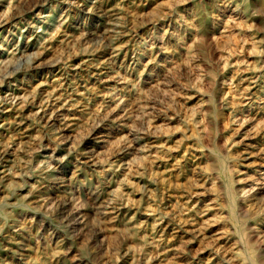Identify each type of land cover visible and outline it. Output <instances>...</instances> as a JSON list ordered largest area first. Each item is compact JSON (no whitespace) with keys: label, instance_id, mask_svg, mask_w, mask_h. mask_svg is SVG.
<instances>
[{"label":"rangeland","instance_id":"374dc122","mask_svg":"<svg viewBox=\"0 0 264 264\" xmlns=\"http://www.w3.org/2000/svg\"><path fill=\"white\" fill-rule=\"evenodd\" d=\"M17 1L0 0V48L4 45L0 49V158L3 159L0 164L8 174L6 185L0 190V216L3 218H0V264H72L70 262L80 256L86 260L83 264H264V194L259 193L264 192V0H38L32 8H23L20 15L13 17L14 2L17 5L21 0ZM94 28L109 30L111 37H99L100 41L99 38H92L88 30ZM56 45H63V48ZM33 56L39 58L41 66H31L30 62L35 59ZM109 72L114 74L113 77L110 78ZM23 104L25 106H21ZM13 107L18 108L17 111ZM37 113L49 116L51 121L38 118ZM66 114L69 116L66 117ZM64 121L75 128L76 131L71 133L73 136L70 132L58 131ZM24 129L27 139L21 137ZM13 130L14 133L11 132ZM86 136L89 142L82 139ZM32 137L33 140H30ZM2 144L8 153H3L5 147ZM12 149L15 150L12 152ZM192 169L195 170L192 172ZM51 176L54 178L51 179ZM44 183L51 190L40 192L38 188ZM36 184L40 185L37 187ZM14 185L27 191H21L24 198ZM10 194L17 196V202L4 205ZM60 194H63L62 197ZM96 201L115 207L113 218L99 214ZM219 214L223 216L219 217ZM88 226L100 229L97 232L94 229L95 233ZM185 227L189 228H186L188 231ZM252 228H259L257 234L261 230L257 237L252 235ZM217 229H223L226 238L223 235L216 244L204 238ZM84 232H89L91 237L85 238L87 235H82Z\"/></svg>","mask_w":264,"mask_h":264},{"label":"bare ground","instance_id":"6f19581e","mask_svg":"<svg viewBox=\"0 0 264 264\" xmlns=\"http://www.w3.org/2000/svg\"><path fill=\"white\" fill-rule=\"evenodd\" d=\"M15 1H16V0H15ZM18 1H19V0H18ZM18 1H17V2H18ZM37 1H38V0H21L19 3H17V5H15L16 2H14L15 4H14L13 6H15V7H14V11H13V12H14V16H13V17H15V16H17V15H20V14L23 12V11H22L23 8H27V9L30 8V7L32 8V6L36 5V2H37ZM43 1L45 2V0H43ZM116 1H117V0H116ZM257 1H258V0H257ZM259 1H260V0H259ZM44 2H43V3H44ZM48 2H50V1H48ZM80 2H81V1H80ZM80 2H78V3L80 4ZM100 2H101V1H100ZM103 2H104V1H103ZM120 2H121V1H120ZM124 2H125V1H124ZM126 2H127V1H126ZM38 3H39V2H38ZM78 3H76V4H78ZM106 3H107V2H106ZM115 3H116V2H115ZM149 3H150V2H149ZM102 4H103V3H102ZM258 4H259V3H258ZM84 5H85V4H84ZM111 5H112V4H111ZM136 5H137V4H136ZM260 5H261V4H260ZM42 6H43V5H42ZM80 6H81V5H80ZM82 6H83V5H82ZM91 6H92V5H91ZM101 6H102V5H101ZM103 6H104V5H103ZM112 6H113V5H112ZM115 6H116V4H115ZM76 7H77V6H76ZM83 7L85 8V6H83ZM86 7H87V6H86ZM88 7L90 8V6H88ZM106 7H107V6H106ZM118 7H119V6H118ZM132 7H133V6H132ZM136 7H137V6H136ZM148 7H149V5H148ZM151 7H152V3H151ZM260 7H261V6H260ZM40 8H41V6H40ZM80 8H81V7H80ZM96 8H97V7H96ZM110 8H111V7H110ZM113 8L115 9L116 7H113ZM122 8H123V7H122ZM125 8H126V7H125ZM37 9H38V8H37ZM78 9H79V8H78ZM130 9H131V8H130ZM150 9H151V8H150ZM80 10H81V9H80ZM84 10H88V9H84ZM89 10H90V9H89ZM95 10H98V9H95ZM105 10H106V9H105ZM109 10H110V9H109ZM137 10H138V9H137ZM260 10H261V9H260ZM102 11H104V10H102ZM106 11H107V10H106ZM119 11H120V10H119ZM127 11H128V10H127ZM254 11H255V10H254ZM82 12H83V11H82ZM33 13H34V11H33ZM83 13H84V12H83ZM117 13H118V12H117ZM125 13H127V12H125ZM131 13H132V12H131ZM66 14H67V13H66ZM94 14H95V13H94ZM97 14H98V13H97ZM105 14H106V13H105ZM127 14H128V13H127ZM141 14H142V13H141ZM9 15H10V14H9ZM24 15H25V14H24ZM95 15H96V14H95ZM121 15H122V14H121ZM132 15H134V14H132ZM143 15H144V13H143ZM7 16H8V15H7ZM97 16H98V15H97ZM104 16H105V15H104ZM104 16H103V17H104ZM123 16H124V15H123ZM140 16H141V15H140ZM2 17H4V15H3ZM20 17H21V16H20ZM26 17H27V16H26ZM26 17H25V18H26ZM114 17H115V16H114ZM114 17H113V18H114ZM129 17H130V16H129ZM133 17H134V16H133ZM135 17H136V16H135ZM135 17H134V18H135ZM6 18H7V17H6ZM6 18H5V19H6ZM9 18H11V17H9ZM9 18H8V20H9ZM18 18H19V17H18ZM18 18H17V19H18ZM21 18H22V17H21ZM28 18H29V17H28ZM105 18H106V17H105ZM118 18H119V17H118ZM79 19H80V18H79ZM108 19H110V18H108ZM115 19H116V18H115ZM14 20H15V19H14ZM74 20H75V19H74ZM90 20L92 21V19H90ZM106 20H107V19H106ZM128 20H129V19H128ZM128 20H127V21H128ZM131 20L133 21V19H131ZM76 21H77V20H76ZM0 22H1V21H0ZM4 22H5V21H3V23H4ZM11 22H12V21H11ZM28 22H29V21H28ZM64 22H65V21H64ZM81 22H82V21H81ZM81 22H80V23H81ZM101 22H102V21H101ZM104 22H105V21H104ZM108 22H109V21H108ZM110 22H111V21H110ZM14 23H15V22H14ZM60 23H61V22H60ZM62 23H63V22H62ZM111 23H112V22H111ZM135 23H136V22H135ZM9 24H10V23H9ZM11 24H13V23H11ZM19 24H20V23H19ZM19 24H18V25H19ZM72 24H73V23H72ZM84 24H85V23H84ZM120 24H121V23H120ZM131 24H132V23H131ZM136 24H137V23H136ZM7 25H8V24H7ZM60 25H61V24H60ZM69 25H71V24H68V26H69ZM77 25H78V24H77ZM124 25H125V24H124ZM137 25H138V24H137ZM137 25H136V26H137ZM14 26H15V25H14ZM71 26H72V25H71ZM71 26H70V27H71ZM107 26H108V25H107ZM110 26H111V25H110ZM116 26H117V25H116ZM118 26H119V25H118ZM63 27H64V26H63ZM65 27H66V26H65ZM79 27H80V25H79ZM3 28H4V27H3ZM104 28H105V27H104ZM11 29H12V28H11ZM16 29H17V28H16ZM78 29H79V28H78ZM78 29H77V30H78ZM84 29H85V28H84ZM118 29H119V28H118ZM137 29H138V28H137ZM262 29H263V28H262ZM13 30H14V29H13ZM13 30H12V31H13ZM82 30H83V29H82ZM87 30H88V29H87ZM113 30H114V29H113ZM65 31H66V30H65ZM88 31L90 32V36H91L92 38H95V39H96V38L98 39L99 37H102V38L108 39V38L111 37V36H110V35H111V32H110L109 30H101V29H100V30H99V29L96 30V29L94 28V29H92L91 31H90V30H88ZM61 32H63V31H61ZM66 32H67V31H66ZM70 32H71V31H70ZM77 32H78V31H77ZM130 32H131V31H130ZM72 33H73V32H72ZM75 33H76V32H75ZM112 33H113V32H112ZM116 33H117V32H116ZM64 34H65V33H64ZM67 34H68V33H67ZM67 34H66V35H67ZM73 34H74V33H73ZM83 34H85V33H83ZM88 34H89V33H88ZM127 34H129V33H127ZM4 35L6 36V34H4ZM59 35H60V34H59ZM78 35H79V32H78ZM78 35H77V36H78ZM113 35H114V34H113ZM113 35H112V36H113ZM116 35H117V34H116ZM63 36H64V35H63ZM68 36H69V35H68ZM57 37H58V36H57ZM80 37H81V35H80ZM80 37L78 36V38H80ZM84 37H85V36H84ZM113 37H114V36H113ZM124 37H125V36H124ZM200 37H201V36H200ZM61 38H62V37H61ZM92 38H91V39H92ZM119 38H120V37H119ZM126 38H127V37H126ZM128 38H129V37H128ZM130 38H131V37H130ZM203 38H205V37H203ZM63 39H64V38H63ZM76 39H77V37H76ZM85 39H86V38H85ZM87 39H89V38H87ZM100 39H101V38H99V41H100ZM113 39H114V38H113ZM116 39H117V38H116ZM116 39H115V40H116ZM201 39H202V38H201ZM60 40H61V39H60ZM92 40H93V39H92ZM92 40H91V41H92ZM127 40H129V39H127ZM65 41H67V40H65ZM68 41H69V39H68ZM68 41H67V42H68ZM79 41H80V39H79ZM81 41H82V40H81ZM86 41H87V40H86ZM89 41H90V40H89ZM91 41H90V42H91ZM125 41H126V40H125ZM129 41H130V40H129ZM201 41H202V40H201ZM56 42H57V41H56ZM67 42H66V43H67ZM84 42H85V41H84ZM108 42H109V41H108ZM123 42H124V41H123ZM63 43H64V42H63ZM63 43H62V44H63ZM73 43H74V42H73ZM76 43H78V42H76ZM104 43L106 44L107 42H104ZM111 43H113V42H111ZM126 43H127V42H126ZM129 43H130V42H129ZM68 44H69V43H68ZM74 44H75V43H74ZM83 44H84V43H83ZM88 44H89V42H88ZM97 44H99V43H97ZM124 44H125V43H124ZM1 45H2V44H1ZM69 45H70V44H69ZM80 45H81V44H80ZM91 45L93 46L94 44H91ZM95 45H96V43H95ZM106 45H108V44H106ZM263 45H264V44H263ZM34 46H35V45H34ZM56 46H59V45H56ZM65 46H66V45H65ZM67 46H68V45H67ZM77 46H78V45H77ZM117 46H118V45H117ZM117 46H116V47H117ZM119 46H120V44H119ZM122 46H123V45H122ZM125 46H126V45H125ZM2 47H4V45H3ZM2 47H1V48H2ZM59 47H61V46H59ZM79 47H80V46H79ZM82 47H84V46H82ZM102 47H104V46H102ZM102 47H101V48H102ZM108 47H109V46H108ZM120 47H121V46H120ZM128 47H129V46H128ZM1 48H0V49H1ZM36 48H37V45H36ZM36 48H34V49H36ZM61 48H63V45H62ZM99 48H100V47H99ZM104 48H105V47H104ZM123 48H124V47H123ZM30 49H31V48H30ZM30 49H29V50H30ZM59 49H60V48H59ZM65 49H66V48H65ZM108 49H109V48H108ZM116 49H117V48H116ZM85 50H86V49H85ZM97 50H98V49H97ZM97 50H95V51H97ZM30 51H31V50H30ZM30 51H29V52H30ZM34 51H35V50H34ZM37 51H38V50H37ZM87 51H88V50H87ZM115 51H116V50H115ZM26 52H27V51H26ZM49 52H50V51H49ZM56 52H57V51H56ZM56 52H55V53H56ZM59 52H60V51H59ZM105 52H106V51H105ZM105 52H103V54H104ZM116 52H117V51H116ZM39 53H40V52H39ZM89 53H91V52H89ZM94 53H95V52H94ZM99 53H100V52H99ZM99 53H96V54H99ZM114 53H115V52H114ZM125 53H126V52H125ZM28 54H29V53H28ZM37 54H38V53H37ZM50 54H51V52H50ZM83 54H84V52H83ZM86 54H88V53H86ZM96 54H95V55H96ZM25 55H26V53H25ZM39 55H40V54H39ZM41 55H42V53H41ZM53 55H54V54H53ZM26 56H27V55H26ZM45 56H46V55H45ZM51 56H52V55H51ZM54 56H55V55H54ZM85 56H86V55H85ZM108 56H109V55H108ZM123 56H124V55H123ZM33 57H35V56H33ZM55 57H56V56H55ZM83 57H84V56H83ZM86 57H87V56H86ZM102 57H103V56H102ZM104 57H105V56H104ZM110 57H112V56H110ZM30 58H31V57H30ZM41 58L45 59L44 57H41ZM41 58H40V59H41ZM49 58H50V57H49ZM79 58H80V57H79ZM88 58H89V57H88ZM88 58H87V59H88ZM90 58H91V56H90ZM99 58H100V57H99ZM99 58H98V59H99ZM108 58H109V57H108ZM119 58H120V57H119ZM84 59H85V58H84ZM96 59H97V58H96ZM29 60H31V59H29ZM29 60H28V61H29ZM48 60H49V59H48ZM54 60H57V59H54ZM54 60H53V61H54ZM58 60H59V59H58ZM58 60H57V61H58ZM80 60H81V59H80ZM80 60H79V64L81 63ZM99 60H100V59H99ZM102 60H103V59H102ZM104 60H105V59H104ZM110 60H111V59H110ZM121 60H122V59H121ZM121 60H120V61H121ZM11 61H12V60H11ZM17 61H19V59H18ZM53 61H52V64H53ZM57 61H56V62H57ZM81 61H82V60H81ZM12 62H13V61H12ZM25 62H27V61H25ZM43 62H44V61H43ZM43 62H42V63H43ZM14 63H15V62H14ZM28 63H29V62H28ZM111 63H112V62H111ZM30 64H31L32 67H34V66H38L39 64H40V66L42 65V64L39 62V58H38L37 56L35 57V59H33L32 63L30 62ZM30 64H29V65L25 64V66H26V65H27V66H30ZM44 64H45V63H44ZM48 64L50 65V63H48ZM55 64H56V63H55ZM85 64H86V63H85ZM87 64H88V62H87ZM87 64H86V65H87ZM93 64H94V63H93ZM93 64H92V65H93ZM96 64H97V63H96ZM98 64H99V63H98ZM112 64H113V63H112ZM120 64H121V63H120ZM45 65H47V64H45ZM45 65H44V67H45ZM76 65H77V64H76ZM76 65H75V66H76ZM88 65H89V64H88ZM109 65H111V64H109ZM14 66H15V65H14ZM19 66H20V65H19ZM93 66H95V65H93ZM121 66H122V65H121ZM48 67H49V66H48ZM51 67H52V66H51ZM51 67H50V68H51ZM81 67L83 68V66H81ZM81 67H80V68H81ZM96 67H97V66H96ZM112 67H113V66H112ZM112 67H111V68H112ZM8 68H9V67H8ZM8 68H7V69H8ZM11 68H12V67H11ZM13 68H14V67H13ZM23 68H24V67H23ZM84 68H85V67H84ZM90 68H91V67H90ZM114 68H116V67L114 66ZM34 69H35V68H34ZM44 69H45V68H44ZM65 69H66V68H65ZM76 69H77V67H76ZM86 69H87V68H86ZM101 69H102V68H101ZM116 69H117V68H116ZM18 70H19V69H18ZM24 70H25V69H24ZM36 70H37V69H36ZM74 70H75V69H74ZM102 70H103V69H102ZM114 70H115V69H114ZM120 70H121V69H120ZM120 70H119V71H120ZM10 71H12V69H11ZM16 71H17V70H16ZM19 71H20V70H19ZM62 71H63V70H62ZM93 71H94V69H93ZM115 71H116V70H115ZM6 72H7V71H6ZM6 72H5V73H6ZM13 72H14V71H13ZM60 72H61V71H60ZM70 72H71V71H70ZM73 72H74V71H73ZM73 72H72V73H73ZM8 73H9V71H8ZM34 73H35V72H34ZM75 73H76V72H75ZM109 73H111V72H109ZM109 73H108V74H109ZM6 74H7V73H6ZM57 74H58V73H57ZM63 74H64V73H63ZM7 75H8V74H7ZM33 75H34V74H33ZM71 75H72V74H71ZM73 75H74V74H73ZM113 75H114V74H113ZM113 75H112V73H111L110 78H111V76L113 77ZM256 75H257V74H256ZM2 76H4V75H2ZM58 76H59V75H58ZM65 76H66V75H65ZM69 76H70V75H69ZM77 76H78V75H77ZM108 76H109V75H108ZM244 76H245V75H244ZM67 77H68V76H67ZM88 77H89V75H88ZM95 77H96V76H95ZM98 77H99V76H98ZM250 77H251V76H250ZM256 77H257V76H256ZM2 78H4V77H2ZM2 78H1V79H2ZM72 78H73V77H72ZM91 78H92V77H91ZM102 78H103V76H102ZM6 79H7V78H6ZM6 79H5V80H6ZM10 79H12V78H10ZM14 79H15V78H14ZM62 79H63V78H62ZM75 79H78V78H74V80H75ZM85 79H86V78H85ZM103 79H104V78H103ZM103 79H102V80H103ZM251 79H252V78H251ZM251 79H250V80H251ZM253 79H254V78H253ZM2 80H3V79H2ZM69 80H70V79H69ZM93 80H94V79H93ZM243 80H244V79H243ZM0 81H1V80H0ZM6 81H7V80H6ZM6 81H5V82H6ZM57 81H59V80H57ZM64 81H65V80H64ZM254 81H255V80H254ZM254 81H253V82H254ZM7 82H8V81H7ZM7 82H6V83H7ZM61 82H62V81H61ZM2 83H3V82H1V84H2ZM71 83H73V81H72ZM71 83H70V85H71ZM75 83L77 84V82H75ZM87 83H88V82H87ZM87 83H86V85H87ZM94 83H95V82H94ZM246 83H247V82H246ZM8 84H9V83H8ZM14 84H15V83H14ZM17 84H18V83H17ZM19 84H21V83H19ZM22 85H23V84H22ZM22 85H21V86H22ZM60 85H61V84H60ZM63 85H65V84H63ZM94 85H95V84H94ZM251 85H252V84H251ZM6 86H7V85H6ZM8 86H9V85H8ZM58 86H59V85H58ZM65 86H66V85H65ZM73 86H74V85H73ZM90 86H91V85H90ZM96 86H97V85H96ZM254 86H255V85H254ZM45 87H46V86H44V88H45ZM59 87H60V86H59ZM69 87H70V86H68V88H69ZM76 87H77V86H76ZM76 87H75V88H76ZM84 87H85V86H84ZM101 87H102V86H101ZM255 87H256V86H255ZM66 88H67V87H66ZM66 88H64V89L66 90ZM85 88H86V87H85ZM98 88H99V87H98ZM252 88H253V87H252ZM6 89H7V88H6ZM24 89H26V88H24ZM47 89H48V88H47ZM90 89H91V88H90ZM0 90H1V89H0ZM42 90H43V89H42ZM82 90H83V89H82ZM87 90H88V89H87ZM11 91H12V90H11ZM11 91H10V92H11ZM23 91H24V90H23ZM23 91H22V92H23ZM29 91H30V90H29ZM40 91H41V90H40ZM44 91H45V90H44ZM67 91H68V90H67ZM70 91H71V90H70ZM93 91H94V90H93ZM2 92H4V91H2ZM25 92H26V90H25ZM25 92H24V93H25ZM27 92H28V90H27ZM32 92H33V91H32ZM37 92H38V91H37ZM42 92H43V91H42ZM42 92H41V93H42ZM77 92H78V91H77ZM80 92H81V91H80ZM90 92H92V91H90ZM12 93H13V92H12ZM34 93L37 94L36 92H34ZM34 93H32V94H34ZM61 93H62V92H61ZM72 93H73V91H72ZM72 93H71V94H72ZM82 93H84V92H82ZM94 93H95V92H94ZM49 94H50V93H49ZM63 94H64V93H63ZM84 94H86V93H84ZM90 94H91V93H90ZM95 94H96V93H95ZM11 95H13V94H11ZM14 95H15V94H14ZM19 95H20V94H19ZM22 95H23V93H22ZM22 95H21V96H22ZM25 95H26V94H25ZM41 95H42V94H41ZM46 95H47V94H46ZM53 95H54V94H53ZM68 95H69V94H68ZM78 95H79V94H78ZM28 96H30V95H28ZM31 96H33V95H31ZM39 96H40V95H39ZM39 96H37V97H39ZM72 96H73V95H72ZM75 96H76V95H75ZM5 97H6V96H5ZM10 97H11V96H10ZM44 97H45V96H44ZM44 97H43V98H44ZM50 97H52V96H49V98H50ZM60 97L62 98V96H60ZM66 97H67V96H66ZM66 97H63V98H66ZM68 97H69V96H68ZM80 97H81V96H80ZM83 97H84V96H83ZM23 98H24V100H25V97H23ZM27 98H28V97H27ZM27 98H26V99H27ZM39 98H40V97H39ZM43 98H42V99H43ZM46 98L48 99V97H46ZM76 98H77V97H76ZM78 98H79V97H78ZM81 98H82V97H81ZM2 99H3V96H2ZM31 99L33 100V98H31ZM40 99H41V98H40ZM56 99H57V98H56ZM56 99H55V100H56ZM69 99H70V98H69ZM5 100H6V99H5ZM5 100H4V101H5ZM22 100H23V99H22ZM27 100H28V99H27ZM49 100H50V99H49ZM64 100H65V99H64ZM80 100H81V99H80ZM22 102H23V101H22ZM27 102H28V101H27ZM27 102H26V103H27ZM43 102H44V101H43ZM43 102H42V103H43ZM45 102H46V101H45ZM45 102H44V104H46ZM58 102H59V101H58ZM69 102H70V101H69ZM4 103H5V102H3V104H4ZM20 103H21V102L19 101L18 104H20ZM28 103H29V102H28ZM30 103H32V101H31ZM50 103H51V102H50ZM64 103H65V101H64ZM85 103H86V102H85ZM3 104H2V105H3ZM5 104H6V103H5ZM34 104H35V102H34ZM48 104H49V103H48ZM62 104H63V101H62ZM89 104H90V103H89ZM32 105H33V103H32ZM35 105H36V104H35ZM65 105H66V104H65ZM67 105H68V104H67ZM69 105H70V104H69ZM69 105H68V106H69ZM9 106H12V105L9 104ZM16 106H17V105H16ZM18 106H19V105H18ZM21 106H25V105L23 104V105H21ZM58 106H59V105H58ZM63 106H64V105H63ZM88 106H89V105H88ZM6 107H7V106H6ZM19 107H20V106H19ZM27 107L29 108V105H28ZM37 107H38V106H37ZM44 107H46V106H44ZM71 107H72V106H71ZM10 108H11V107H10ZM13 108H15V107H13ZM23 108H24V107H23ZM23 108H22V109H23ZM41 108H42V107H41ZM56 108H57V107H56ZM60 108H61V107H60ZM63 108H64V107H63ZM68 108H69V107H68ZM84 108H86V107H84ZM90 108H91V106H90ZM5 109H6V108H5ZM5 109H4V110H5ZM8 109H9V108H8ZM16 109H18V108H15V110H16ZM30 109H31V108H30ZM30 109H29V111H30ZM42 109H43V108H42ZM87 109H88V108H87ZM0 110H1V109H0ZM6 110H7V109H6ZM6 110H5V111H6ZM24 110H25V109H24ZM44 110H45V109H43V111H44ZM65 110H67V108H66ZM65 110L63 109V111H65ZM16 111H17V110H16ZM29 111H28V112H29ZM37 111H38V110H37ZM48 111H49V110H48ZM82 111H83V110H82ZM86 111H87V110H86ZM1 112H2V111H1ZM6 112H7V111H6ZM33 112H34V110H33ZM40 112H41V111H40ZM59 112L61 113V111H59ZM59 112H58V113H59ZM76 112H77V111H76ZM76 112H75V113H76ZM9 113H10V112H9ZM16 113L18 114V112H15V114H16ZM20 113H21V111H20ZM31 113H32V112H31ZM45 113H46V112H45ZM60 113H59V114H60ZM84 113H85V112H84ZM84 113H83V114H84ZM5 114H6V113H5ZM15 114H14V115H15ZM24 114H25V113H24ZM32 114H33V113H32ZM35 114H36V113H35ZM64 114H65V113H64ZM22 115H23V114H22ZM27 115H28V113H27ZM27 115H26V116H27ZM33 115H34V114H33ZM37 115H39L38 118H40V119H42V120H45V121H47V122H50V121H51V118H48L49 116L46 117L44 114H38V113H37ZM50 115H51V114H50ZM52 115H54V114H52ZM66 115H67L66 117L69 116L68 114H66ZM70 115H71V114H70ZM75 115H76V114H75ZM75 115H74V116L72 115V116H73V117H76ZM124 115H125V114H124ZM72 116H71V117H72ZM78 116H79V115H78ZM125 116H126V115H125ZM13 117H14V116H13ZM18 117H19V116H18ZM29 117H30V115H29ZM50 117H51V116H50ZM63 117H64V116H63ZM66 117H65V119L67 120ZM71 117H70V118H71ZM82 117H83V116H82ZM82 117H81V118H82ZM121 117H122V116H121ZM3 118H4V117H3ZM57 118H58V117H57ZM79 118H80V117H79ZM83 118H84V117H83ZM1 119H2V116H1ZM12 119H13V118H12ZM14 119H15V118H14ZM17 119H18V118H17ZM31 119H32V118H31ZM34 119H35V118H34ZM34 119H33V120H34ZM36 119H37V118H36ZM77 119H78V118H77ZM102 119H103V118H102ZM2 120H3V119H2ZM20 120H21V119H20ZM25 120H26V119H25ZM37 120H38V119H37ZM62 120H64V119H62ZM72 120H73V119H72ZM120 120H121V118H120ZM5 121H6V120H5ZM11 121H12V120H11ZM16 121H17V120H16ZM21 121H23V120H21ZM21 121H20V122H21ZM52 121H54V120H52ZM59 121H61V119H60ZM80 121H81V120H80ZM0 122H1V121H0ZM17 122H18V121H17ZM28 122H29V119L27 120L26 123H28ZM30 122H31V121H30ZM39 122H41V121H39ZM81 122H83V121H81ZM81 122H80V123H81ZM44 123H45V122H44ZM97 123H98V122H97ZM3 124H4V123H3ZM8 124H9V123H8ZM8 124H7V125H8ZM23 124H24V123H23ZM23 124H22V125H23ZM37 124H38V123H37ZM48 124H49V123H48ZM78 124H79V122H78ZM95 124H96V123H95ZM17 125H18V124H17ZM17 125H16V126H17ZM20 125H21V124H20ZM31 125H32V124H31ZM34 125H35V124H34ZM4 126L6 127V125H4ZM37 126H38V125H37ZM46 126H47V124L45 125V127H46ZM52 126H54V125H52ZM58 126H59V124H58ZM94 126H95V125H94ZM100 126H101V125H100ZM35 127H36V125H35ZM130 127H131V126H130ZM24 128H25V127H24ZM51 128H52V127H51ZM53 128H55V127H53ZM78 128H79V126H78ZM127 128H128V127H127ZM9 129H10V128H9ZM9 129H8V130H9ZM12 129H13V128H12ZM44 129H45V128H44ZM46 129H50V128H46ZM59 129H60V130H58L59 132H65V134H66V132H68V134H69V132H70V134H71V133H74V131H76L75 128L72 126V124H70V123L67 122V121H66V122L64 121V123L61 125V127H60ZM91 129H93V128H91ZM100 129H101V128H100ZM132 129H134V128H132ZM1 130H2V129H1ZM22 130H23V129H22ZM27 130H28V129H27ZM34 130H35V129H34ZM78 130H79V129H78ZM126 130H129V129H126ZM130 130H131V129H130ZM19 131H20V130H19ZM58 131H57V132H58ZM81 131H82V129H81ZM89 131H90V129H89ZM94 131H95V130H94ZM102 131H103V130H102ZM134 131H135V130H133L132 132H134ZM3 132H5V131H3ZM3 132H2V133H3ZM11 132L14 133V130L11 131ZM26 132H27V131L24 129V132L21 133V134H22L21 137L26 138V134H25ZM40 132H41V131H40ZM40 132H39V133H40ZM54 132H56V131H54ZM128 132H129V131H128ZM0 133H1V132H0ZM19 133H20V132H19ZM39 133H38V134H39ZM96 133H97V132H96ZM3 134H4V133H3ZM11 134H12V133H11ZM52 134H53V133H52ZM60 134H61V133H60ZM60 134H59V135H60ZM68 134H67V135H68ZM84 134H85V133H84ZM86 134L88 135L89 133H86ZM15 135H16V134H15ZM33 135H34V134H33ZM56 135H57V134H56ZM71 135H72V134H71ZM76 135H77V134H76ZM94 135H95V134H94ZM17 136H19V135H17ZM39 136H40V135H39ZM42 136H43V135H42ZM51 136H52V135H51ZM63 136H64V135H63ZM72 136H73V135H72ZM129 136H130V135H129ZM129 136L127 135V137H129ZM242 136H243V134H242ZM14 137H15V136H14ZM28 137H29V135H28ZM33 137H34V136H33ZM33 137H32V139H30V140H33ZM45 137H46V136H45ZM53 137H54V135H53ZM57 137H58V136H57ZM60 137L62 138V136H59V138H60ZM82 137H83V136H82ZM133 137H134V135H133ZM133 137H132V138H133ZM137 137H138V136H137ZM5 138L7 139V137H5ZM15 138H16V137H15ZM38 138H39V137H38ZM47 138H48V136H47ZM51 138H52V137H51ZM64 138L66 139V137H64ZM67 138H68V136H67ZM69 138H70V137H69ZM72 138H74V137H72ZM80 138H81V137H80ZM98 138H99V137H98ZM98 138H97V139H98ZM132 138H131V139H132ZM239 138H240V137H239ZM26 139H27V138H26ZM34 139H35V137H34ZM42 139H43V138H42ZM54 139H55V138H54ZM65 139H63V140H65ZM82 139H84L85 142H89L87 136L84 137V138H82ZM99 139H100V138H99ZM10 140H11V138H10ZM10 140H8V142H9ZM66 140H67V139H66ZM100 140H101V139H100ZM124 140H125V139H124ZM136 140H137V138H136ZM3 141H4V140H3ZM16 141H17V140H16ZM22 141H23V140H22ZM27 141H28V140H27ZM54 141H55V140H54ZM61 141H62V140H61ZM61 141H60V142H61ZM77 141H79V140H77ZM132 141H133V140H132ZM13 142H14V141H13ZM25 142H26V141H25ZM57 142H58V141H57ZM60 142H59L58 144H60ZM67 142H68V141H67ZM124 142H125V141H124ZM124 142H123V143H124ZM239 142H240V141H239ZM1 143H2V142H1ZM22 143H23V142H22ZM28 143H29V142H28ZM28 143H25V144H28ZM39 143H40V142H39ZM47 143H48V142H47ZM47 143H46V144H47ZM75 143H76V141H75ZM98 143H99V142H98ZM133 143H135V142H133ZM136 143H137V142H136ZM15 144H16V143H15ZM17 144H19V143H17ZM46 144H45V145H46ZM49 144H50V143H49ZM52 144H53V143H52ZM52 144H51V145H52ZM72 144H73V143H72ZM100 144H101V143H100ZM100 144H99V145H100ZM126 144H127V142H126ZM240 144H241V143H240ZM245 144H246V143H245ZM248 144H249V143H248ZM7 145H8V143H7ZM9 145H11V142H10ZM31 145H32V148H33L34 145H33V144H31ZM31 145H30V146H31ZM73 145H74V144H73ZM84 145H85V143H84ZM139 145H142V144H139ZM2 146H3V144H2ZM16 146H17V145H16ZM30 146H29V147H30ZM35 146H36V145H35ZM43 146H44V145H43ZM49 146H50V145H49ZM59 146H60V145H59ZM90 146H93V145H90ZM100 146H101V145H100ZM129 146H130V145H129ZM131 146H132V145H131ZM136 146H137V145H136ZM3 147H5V146H3ZM12 147H13V146H12ZM22 147H23V146H22ZM46 147H47V146H46ZM52 147H53V146H52ZM65 147H66V146H65ZM83 147H84V146H83ZM122 147H123V146H122ZM122 147H120V149H122ZM125 147H126V146H125ZM138 147H139V146H138ZM15 148H16V147H15ZM25 148H26V146H25ZM25 148H24V149H25ZM27 148H28V147H27ZM61 148H62V147H61ZM63 148H64V147H63ZM94 148H95V147H94ZM8 149H10V148L8 147ZM30 149H31V148H30ZM34 149H35V148H34ZM36 149H38V148H36ZM36 149H35V150H36ZM51 149H52V148H51ZM54 149H55V148H54ZM71 149H72V148H71ZM71 149H69L68 151H70ZM86 149H87L86 152L88 153L89 149H88V148H86ZM92 149H93V148H92ZM95 149H96V148H95ZM135 149H136V148H135ZM141 149H142V148H141ZM0 150H1V149H0ZM14 150H15V149H12V152H13ZM32 150H33V149H32ZM64 150H65V149H64ZM118 150H119V149H118ZM122 150H123V149H122ZM130 150H131V149H130ZM16 151H17V150H16ZM20 151H22V150H20ZM24 151L26 152V150H24ZM24 151H23V152H24ZM28 151H29V149H28ZM52 151H53V150H52ZM90 151H91V150H90ZM1 152H2V151H1ZM5 152H7V148H6V147H5V149L3 150V153H5ZM25 152H24V154H25ZM39 152H40V151H39ZM82 152H83V151H82ZM122 152H123V151H122ZM124 152H125V151H124ZM127 152H129V151H127ZM138 152H139V151H138ZM138 152H137V153H138ZM140 152H141V151H140ZM7 153H8V152H7ZM18 153L20 154V152H18ZM26 153H28V152H26ZM29 153H30V152H29ZM91 153H94V152H91ZM91 153H90V154H91ZM19 154H18L17 156H19ZM90 154H89V155H90ZM95 154H96V153H95ZM121 154H122V153H121ZM121 154L119 153V155H121ZM127 154H128V153H127ZM7 155H8V154H7ZM12 155H13V154H12ZM72 155H73V154H72ZM93 155H94V154H93ZM2 156H3V155H2ZM14 156H15V155H14ZM17 156H16V157H17ZM23 156H24V155H23ZM86 156H87V155H86ZM123 156H124V155H123ZM93 157H94V156H93ZM13 158H14V157H13ZM20 158H21V157H20ZM22 158H23V157H22ZM27 158H28V157H27ZM27 158H26V159L24 158L25 161L27 160ZM85 158H86V157H85ZM95 158H96V156H95ZM156 158H157V156H156ZM158 158H159V157H158ZM245 158H246V157H245ZM5 159H6V158H5ZM5 159H4V160H5ZM7 159H8V158H7ZM9 159H10V161H11V158H9ZM24 159H23V160H24ZM38 159H39V157H38ZM80 159H81V158H80ZM93 159H94V158H93ZM93 159H92L91 161H93ZM151 159H152V158H151ZM16 160H17V159H16ZM16 160H15V161H16ZM19 160H20V159H19ZM41 160H42V159H41ZM41 160H39V161H41ZM87 160H88V159H87ZM124 160H126V159H124ZM159 160H160V159H159ZM2 161H3V159L0 158V163H2ZM25 161H24V162H25ZM39 161H38V162H39ZM85 161H86V160H85ZM91 161H89V163H91ZM94 161H95V160H94ZM156 161H157V160H156ZM163 161H164V159H163ZM97 162H98V161H97ZM150 162H151V161H149V163H150ZM154 162H155V161H154ZM18 163H19V161H18ZM20 163H21V162H20ZM22 163H23V162H22ZM34 163H35V162H34ZM41 163H44V162L41 161ZM50 163H51V162H50ZM95 163H96V162H95ZM158 163H159V161H158ZM91 164H94V162L91 163ZM13 165H14V163H13ZM21 165H22V164H21ZM21 165H20V166H21ZM24 165H25V164H24ZM153 165H154V164H153ZM156 165H157V164H156ZM2 166H3V165L0 164V190H3V189H4V187H5V185H6L5 181L7 180L6 178H8V177H7L8 174H7V172H6L7 169H3L4 167H2ZM5 166H6V165H5ZM26 166H27V165H26ZM42 166H43V165H42ZM9 167H10V166H9ZM13 167H14V166H13ZM18 167H19V166H18ZM28 167H30V166H28ZM28 167H27V168H28ZM5 168H6V167H5ZM16 168H17V166H16ZM25 168H26V167H25ZM44 168H45V167H44ZM77 168H78V167H77ZM9 169H10V168H9ZM14 169H15V168H14ZM20 169H21V168H20ZM39 169H41V168H39ZM42 169H43V168H42ZM47 169H48V168H47ZM47 169H46V171H47ZM263 169H264V168H263ZM15 170H16V169H15ZM15 170H14L13 172H16ZM23 170H24V169H23ZM26 170H27V169H26ZM74 170H75V169H73V171H74ZM193 170H195V169H192V172H193ZM9 171H10V170H9ZM19 171H21V170H19ZM262 171H263V170H262ZM262 171H261V172H262ZM26 172H28V170H27ZM40 172H41V171H40ZM75 172H76V171H75ZM75 172H74V173H75ZM261 172H260V173H261ZM9 173H11V172H9ZM16 173H17V172H16ZM19 173H20V172H18V175H19ZM22 173H24V172H22ZM37 173H38V172H37ZM45 173H46V172H45ZM60 173H61V172H60ZM72 173H73V172H72ZM77 173H78V172H77ZM79 173H80V172H79ZM40 174H41V173H40ZM42 174H43V171H42ZM57 174H58V172H57ZM13 175L15 176V174H13ZM55 175H56V174H55ZM193 175H194V174H193ZM10 176H11V174H10ZM19 176H21V175H19ZM19 176H18V177H19ZM24 176H25V175H24ZM30 176H31V175H30ZM43 176H45V174H44ZM60 176H61V175H60ZM74 176H75V175H74ZM18 177H17V178H18ZM39 177H40V175H39ZM56 177H57V175H56ZM61 177H62V176H61ZM77 177H78V176H77ZM138 177H139V176H138ZM22 178H23V177H22ZM44 178H45V177H44ZM47 178H49V177H47ZM52 178H54V177L51 176V179H52ZM5 179H6V180H5ZM14 179H15V178H14ZM32 179H33V178H32ZM42 179H43V178H42ZM60 179H61V178H60ZM68 179H69V178H68ZM75 179H76V177H75ZM138 179H139V178H138ZM142 179H143V178H142ZM15 180H17V179H15ZM78 180H79V179H78ZM78 180H77V182H78ZM149 180H150V179H149ZM11 181H12V180H11ZM26 181L29 182L28 180H26ZM36 181H37V180H36ZM53 181H54V180H53ZM58 181H59V180H58ZM61 181H63V180H61ZM140 181H141V180H140ZM150 181H151V180H150ZM6 182H7V181H6ZM9 182H10V181H9ZM20 182H21V181H20ZM71 182H72V181H71ZM107 182H108V181H107ZM13 183H15V182H13ZM17 183H19V181H18ZM35 183H37V182H35ZM46 183H48V182L46 181ZM46 183H44L43 185H41L40 189L38 188V190H40V192L46 191L47 189H48V190H51L50 187H49V185L46 184ZM50 183H51V181H50ZM60 183H61V182H60ZM62 183H63V182H62ZM65 183H66V182H65ZM74 183H75V181H74ZM105 183H106V182H105ZM263 183H264V182H263ZM8 184H9V183H8ZM8 184H7V185H8ZM20 184H21V183H19V185H20ZM22 184H23V183H22ZM29 184H30V183H29ZM31 184H33V182H32ZM55 184H56V183H55ZM69 184H70V183H69ZM103 184H104V183H103ZM107 184H108V183H107ZM139 184H140V183H139ZM142 184H143V183H142ZM148 184H149V183H148ZM237 184H239V183H237ZM19 185H17L16 187H15V185H14V187H15V189H16V188L19 189V191H20L19 193H20V195H21V193H23V192H21V191H23V190H25V189L22 188V187L20 188ZM33 185H34V184H33ZM36 185H37V184H36ZM38 185H40V184H38ZM38 185H37V187H38ZM61 185H62V184H61ZM67 185H68V184H67ZM72 185H73V184H72ZM140 185H141V184H140ZM146 185H147V184H146ZM146 185H145V186H146ZM24 186H25V185H24ZM29 186H30V185H29ZM29 186H28V187H29ZM54 186H56V185H54ZM68 186H69V185H68ZM77 186H78V185H77ZM77 186H76V187H77ZM143 186H144V185H143ZM143 186H141V187H143ZM261 186H262V185H261ZM11 187H12V186H11ZM25 187L27 188V185H26ZM31 187H32V186H31ZM33 187H34V186H33ZM107 187H109V186H107ZM9 188H10V186H9ZM29 188H30V187H29ZM55 188H56V187H55ZM60 188H61V187H60ZM66 188H68V187H66ZM88 188H89V187H88ZM95 188H96V187H95ZM103 188H104V187H103ZM146 188H148V187H146ZM262 188H264V186H263ZM5 189H6V188H5ZM31 189H32V188H31ZM31 189H30V192H31ZM52 189H53V188H52ZM62 189H63V188H62ZM77 189H78V188H77ZM86 189H87V188H86ZM104 189H105V188H104ZM217 189H218V188H217ZM257 189H258V188H257ZM260 189H261V188H260ZM7 190H8V189H7ZM10 190H11V189H10ZM10 190H9V191H10ZM63 190H64V189H63ZM70 190H71V187H70ZM70 190H69V191H70ZM84 190H85V189H84ZM90 190H91V189H90ZM90 190H89V191H90ZM105 190H106V189H105ZM139 190H140V189H139ZM139 190H138V191H139ZM153 190H155V189L153 188ZM262 190H263V189H262ZM12 191H13V190H12ZM15 191H17V190H15ZM25 191H26V190H25ZM32 191H33V189H32ZM54 191H55V190H54ZM56 191H57V190H56ZM64 191H65V190H64ZM89 191H88V192H89ZM107 191H108V189H107ZM109 191H110V190H109ZM122 191H123V189H122ZM122 191H121V193H122ZM126 191H127V189H126ZM148 191H149V190H148ZM150 191H152V190H150ZM155 191H156V190H155ZM155 191H154V192H155ZM26 192H27V191H26ZM30 192H29V194H30ZM65 192H66V191H65ZM77 192H78V191H77ZM91 192H92V191H91ZM98 192H100V191H98ZM101 192H102V190H101ZM113 192H115V191H113ZM116 192H117V191H116ZM135 192H136V191H135ZM144 192H145V191H144ZM194 192H195V191H194ZM258 192H259V191H258ZM3 193H4V192H2V194H3ZM6 193H7V191H6ZM33 193H34V192H33ZM48 193H49V192H48ZM48 193H47L46 195H48ZM51 193H53V192H51ZM60 193H61V192H60ZM86 193H87V192H86ZM104 193H105V192H104ZM126 193H127V192H126ZM148 193H149V192H148ZM198 193H199V192H198ZM200 193H201V191H200ZM259 193L264 194V192H259ZM7 194H8V193H7ZM7 194H6V195H7ZM25 194H26V193H25ZM34 194H35V193H34ZM43 194H44V193H43ZM58 194H59V193H58ZM93 194H94V193H93ZM112 194H113V193L111 192V195H112ZM127 194H128V193H127ZM152 194H153V193H152ZM156 194H157V192H156ZM193 194H194V193H193ZM256 194H257V193H256ZM17 195H18V194H17ZM20 195H18V196H20ZM23 195H24V194L21 195L22 198H24ZM26 195H27V194H26ZM50 195H51V194H49V196H50ZM60 195H61V197H62L63 194H60ZM84 195H85V194H84ZM96 195H97V194H96ZM106 195H107V194H106ZM113 195H114V194H113ZM113 195H112V196H113ZM116 195L120 196V194H116ZM138 195H139V197H140V194H138ZM153 195H155V194H153ZM257 195H258V194H257ZM3 196H4V194H3ZM40 196H41V195H40ZM57 196H58V195H57ZM70 196H71V195H70ZM91 196H92V195H91ZM149 196H150V194H149ZM253 196H254V195H253ZM1 197H2V195H1ZM35 197H36V196H35ZM38 197H39V196H38ZM51 197H53V196H51ZM94 197H95V196H94ZM105 197L107 198V196H105ZM105 197H103V198H105ZM139 197H138V198H139ZM145 197H146V196H145ZM188 197H189V196H188ZM194 197H195V196H194ZM259 197H260V195H259ZM2 198H4V197H2ZM29 198H30V197H29ZM32 198H33V197H32ZM32 198H31V199H32ZM40 198H41V197H40ZM56 198H60V197H56ZM68 198H69V196H68ZM71 198H72V196H71ZM89 198H90V197H89ZM95 198H97V197H95ZM103 198H102V199H103ZM108 198H109V197H108ZM115 198H116V197H115ZM119 198H120V197H119ZM142 198H143V197H142ZM146 198H147V197H146ZM149 198H151V196H150ZM254 198H256V197H254ZM0 199H1V198H0ZM4 199H5V198H4ZM26 199H27V198H26ZM38 199H39V198H38ZM42 199H43V198H42ZM44 199H45V198H44ZM52 199H53V198H52ZM60 199H61V198H60ZM63 199H65V198H63ZM66 199H67V198H66ZM69 199H70V198H69ZM87 199H88V198H87ZM93 199H94V198H93ZM102 199H99V200H102ZM116 199H117V198H116ZM126 199H127V198H126ZM139 199H140V198H139ZM139 199H138V200H139ZM187 199H188V198H187ZM5 200H6V199H5ZM17 200H18L17 196H14V195L10 194V196L7 198L6 202H4L3 204H4V205H11V204L13 203V201H16V202H17ZM34 200H35V198H34ZM47 200H48V199H47ZM53 200L56 201V199H53ZM53 200H52V203H53ZM72 200H73V198H72ZM95 200H96V199H95ZM97 200H98V199H97ZM99 200H98V201H99ZM107 200H108V199H107ZM240 200H241V199H240ZM21 201H22V200H21ZM21 201H18V202H21ZM31 201L33 202V200H31ZM43 201H44V200H43ZM48 201H49V200H48ZM50 201H51V200H50ZM67 201H68V199H67ZM70 201H71V200H70ZM86 201H87V200H86ZM88 201H89V200H88ZM90 201H91V200H90ZM98 201L95 202V204H96L95 206H96L97 211L99 212V214H102L103 216H106V217L108 216L107 218H109V216L112 217V216H113V213H114V211H115V207L111 206L110 204L108 205L107 203H108L109 201L105 202L107 205H103L102 203H99ZM102 201H103V200H102ZM112 201H113V200H112ZM112 201H111V202H112ZM260 201H261V200H260ZM25 202H26V201H25ZM27 202H29V204H30V201H27ZM46 202H47V201H46ZM56 202H57V201H56ZM61 202H62V201H61ZM73 202H74V201H73ZM78 202H80V201H78ZM78 202H76V204H77ZM103 202H104V201H103ZM136 202H137V201H136ZM261 202H262V201H261ZM263 202H264V201H263ZM34 203H35V202H34ZM39 203H40V202H39ZM41 203H44V202L41 201ZM52 203H51V204H52ZM74 203H75V202H74ZM90 203H91V202H90ZM92 203H94V202H92ZM123 203H124V201H123ZM245 203H246V202H245ZM13 204H14V203H13ZM17 204H18V203H17ZM31 204H32V203H31ZM35 204H36V203H35ZM35 204H34V205H35ZM47 204H49V203L47 202ZM51 204H50V205H51ZM112 204H113V203H112ZM126 204H127V203H126ZM149 204H150V203H149ZM158 204H159V203H158ZM181 204H182V203H181ZM252 204L255 205V203H252ZM252 204H250V205H252ZM20 205H21V204H20ZM22 205H23V204H22ZM22 205H21V206H22ZM58 205H60V204L58 203ZM130 205H131V203H130ZM133 205H134V204H133ZM145 205H146V204H145ZM160 205H161V204H160ZM210 205H211V204H210ZM239 205H240V204H239ZM243 205H244V204H243ZM243 205H242V208H244ZM12 206H13V205H12ZM15 206H16V205H15ZM41 206H44V205H41ZM62 206H63V205H62ZM67 206H68V205H67ZM73 206H74V205H73ZM73 206H72V207H73ZM115 206H116V205H115ZM120 206H121V205H120ZM126 206H127V205H126ZM147 206H148V205H147ZM213 206H214V205H213ZM22 207L24 208V206H22ZM28 207H29V205H28ZM35 207H36V206H35ZM37 207H38V206H37ZM47 207H48V205H47ZM60 207H61V206H60ZM75 207H77V206H75ZM149 207H150V206H149ZM208 207H209V206H208ZM254 207H255V206H254ZM1 208H2V207H1ZM7 208H8V207H7ZM29 208H31V209L33 210L32 207H29ZM29 208H28V209H29ZM41 208H42V207H41ZM48 208H49V207H48ZM85 208H86V207H85ZM96 208H95V209H96ZM117 208H118V205H117ZM214 208H215V207H214ZM240 208H241V205H240ZM19 209H20V208H19ZM36 209H39V208H36ZM64 209H68V208H64ZM95 209H93V210H95ZM120 209H121V208H120ZM134 209H135V208H134ZM206 209H207V208H206ZM215 209H216V208H215ZM256 209H257V208H256ZM1 210H2V209H1ZM16 210H17V209H16ZM16 210H15V211H16ZM32 210H30V211H32ZM40 210H41V209H40ZM47 210H48V209H47ZM47 210H46V211H47ZM70 210L72 211V208H71ZM79 210H81V208H80ZM125 210H126V209H125ZM142 210H143V208H142ZM142 210H140V211H142ZM151 210H152V209H151ZM211 210H212V209H211ZM242 210H243V209H242ZM12 211H13V210H12ZM19 211H20V210H19ZM19 211H18V213H19ZM36 211H37V210H36ZM36 211H35V212H36ZM41 211H42V210H41ZM43 211H44V210H43ZM46 211H44V212H46ZM62 211H63V210H62ZM129 211H130V210H129ZM251 211H252V210H251ZM254 211H255V210H254ZM3 212H4V210H3ZM33 212H34V210H33ZM82 212H85V211H82ZM91 212H93V211H91ZM127 212H128V210H127ZM38 213H39V212H38ZM63 213H64V212H63ZM80 213H81V212H80ZM128 213H129V212H128ZM172 213H173V212H172ZM209 213H210V212H209ZM216 213H217V212H216ZM220 213H221V212H220ZM39 214H40V213H39ZM68 214H69V213H68ZM83 214H84V213H83ZM85 214H87V212H86ZM132 214H133V213H132ZM132 214H131V215H132ZM149 214H150V213H149ZM213 214H214V212H213ZM261 214H262V213H261ZM42 215H43V214H42ZM42 215H41V216H42ZM94 215L97 216L96 214H94ZM115 215H116V214H115ZM115 215H114V216H115ZM157 215H158V214H157ZM172 215H173V214H172ZM191 215H192V214H191ZM2 216H3V215H2ZM5 216H6V215H5ZM15 216H16V215H15ZM37 216H38V215H37ZM80 216H81V215H80ZM83 216H84V215H83ZM85 216H86V215H85ZM95 216H94V218H95ZM98 216H99V215H98ZM129 216H130V213H129ZM184 216H185V214H184ZM192 216H193V215H192ZM211 216H212V215H211ZM214 216H215V215H214ZM220 216H223V215H222V214H219V217H220ZM179 217H180V215H179ZM187 217H188V216H187ZM209 217H210V216H209ZM209 217H207V218H209ZM215 217H216V216H215ZM255 217H256V216H255ZM0 218H2V217L0 216ZM6 218H7V217H6ZM102 218H103V217H102ZM112 218H113V217H112ZM127 218H128V217H127ZM127 218H126V219H127ZM154 218H156V217H154ZM170 218H171V217H170ZM2 219H3V218H2ZM12 219H13V218H12ZM12 219H11V220H12ZM17 219H18V218H17ZM81 219H82V218H81ZM99 219H100V218H99ZM129 219H130V218H129ZM185 219H186V218H185ZM212 219H213V216H212ZM6 220H7V219H6ZM39 220H41V219H38V221H39ZM42 220H43V219H42ZM113 220H114V219H113ZM139 220H141V219H139ZM157 220H158V219H157ZM218 220H219V219H218ZM250 220H252V219H250ZM1 221H2V220H1ZM13 221H14V220H13ZM29 221H31V220H29ZM29 221H28V222H29ZM96 221L98 222L99 220H96ZM108 221H110V219H109ZM108 221H106V222H108ZM207 221H208V220H207ZM211 221H213V220H211ZM211 221H210V222H211ZM11 222H12V221H11ZM46 222H47V221H46ZM106 222H105V223H106ZM113 222H114V221H113ZM153 222H154V221H153ZM182 222H183V221H182ZM191 222H192V221H191ZM202 222H203V221H202ZM204 222H206V221H204ZM208 222H209V221H208ZM256 222H257V221H256ZM24 223H25V222H24ZM34 223H35V222H34ZM82 223H83V222H82ZM82 223H79V225L82 224ZM92 223H93V222H92ZM125 223H126V222H125ZM125 223H124V224H125ZM140 223H141V222H140ZM142 223H143V222H142ZM142 223H141V224H142ZM216 223H217V222H216ZM223 223H224V222H223ZM226 223H227V222H226ZM0 224H1V223H0ZM27 224H28V223H27ZM39 224H40V223H39ZM94 224H95V223H94ZM99 224H100V223H99ZM108 224H109V223H108ZM108 224H107V226H108ZM122 224H123V223H122ZM122 224H121V225H122ZM134 224H135V223H134ZM137 224H139V223H137ZM141 224H140V225H141ZM213 224H214V223H213ZM21 225H22V223H21ZM32 225H33V224H32ZM35 225H36V223H35ZM72 225H73V224H72ZM91 225H92V224H91ZM96 225H97V223H96ZM102 225H103V224H102ZM126 225H128V223H126ZM129 225H130V224H129ZM144 225H145V223H144ZM164 225H165V224H164ZM183 225H184V224H183ZM201 225H202V224H201ZM201 225H200V226H201ZM205 225H207V224H205ZM217 225H218V223H217ZM222 225H223V224H222ZM226 225H228V224H226ZM226 225H225V227H226ZM255 225H257V224H255ZM25 226H26V225H25ZM36 226H37V225H36ZM44 226H45V225H44ZM68 226H69V225H68ZM73 226H74V225H73ZM82 226H83V225H82ZM97 226H98V225H97ZM97 226H96V227H97ZM109 226H111V224H110ZM109 226H108V227H109ZM113 226H114V224H113ZM116 226H117V225H116ZM116 226H115V227H116ZM177 226H178V225H177ZM179 226H180V225H179ZM207 226H209V225H207ZM207 226H203V227H207ZM213 226H214V225H213ZM253 226H254V225H253ZM1 227H2V225H1ZM1 227H0V228H1ZM28 227H29V226H28ZM31 227H32V226H31ZM61 227H62V226H61ZM71 227H72V226H71ZM75 227H76V226H75ZM79 227H80V226H79ZM83 227H84V226H83ZM121 227H122V226H120L119 228L121 229ZM171 227H172V226H171ZM180 227H181V226H180ZM194 227H195V226H194ZM201 227H202V226H201ZM203 227H202V228H203ZM210 227H212V226H210ZM227 227H228V226H227ZM258 227H259V226H258ZM6 228H7V227H6ZM15 228H16V226H15ZM24 228H25V227H24ZM32 228H33V227H32ZM43 228H44V227H43ZM88 228H89V226H88ZM90 228H91V227H90ZM90 228H89V229H90ZM135 228H136V227H135ZM164 228H165V227H164ZM186 228L189 229L188 227H185V229H186ZM190 228H191V227H190ZM213 228H214V227H213ZM220 228H221V227H220ZM228 228H229V227H228ZM250 228H251V227H250ZM259 228H260V227H259ZM259 228H257V229H259ZM11 229H12V228H11ZM11 229H10V230H11ZM21 229H22V228H21ZM94 229H95V228H94ZM94 229L91 228V230H93V231H94ZM98 229H100V228H98ZM98 229H95L96 232H97ZM115 229H117V228H115ZM150 229H151V228H150ZM152 229H153V227H152ZM156 229H157V228H156ZM187 229H186V231H188ZM194 229H195V228H194ZM199 229H200V228H199ZM257 229H256V228H252V229H251V233H252L253 236H256V237H257L258 234L260 233L261 230H259V233L257 234ZM30 230H32V229H30ZM59 230H60V229H59ZM62 230H63V229H62ZM64 230H65V229H64ZM81 230H83V228H81ZM81 230H80V231H81ZM124 230H125V229H124ZM131 230H134V229H131ZM136 230H137V229H136ZM136 230H135V231H136ZM160 230H161V229H160ZM190 230H191V229H190ZM205 230H206V229H205ZM222 230H223V229H222ZM222 230H221V231H220V229H219V230L217 229V230H215V231L212 230L213 232H212L211 234L209 233L210 235L208 236V238H209V237H210V238L208 239V238H207V235H206L204 238H206L207 240H209V241L212 242V243L215 242V244H216L217 241H219V240H221V239L223 238V235L225 236V234H224V232H222ZM224 230H225V228H224ZM226 230H228V229L226 228ZM7 231H8V230H7ZM7 231H6V233H7ZM19 231H21V230H19ZM24 231H25V229H24ZM80 231L78 232L79 234H80ZM98 231H99V230H98ZM108 231H109V230H108ZM118 231H119V230H118ZM118 231H117V232H118ZM122 231H123V229H122ZM122 231H121V232H122ZM144 231H145V230H144ZM177 231H178V230H177ZM195 231H196V230H195ZM195 231H194V232H195ZM203 231H204V230H203ZM32 232H33V231H32ZM70 232H71V231H70ZM70 232H69V233H70ZM94 232H95V231H94ZM96 232H95V233H96ZM113 232H114V231H113ZM125 232H126V231H125ZM129 232H130V231H129ZM133 232H134V231H133ZM158 232H159V231H158ZM158 232H157V233H158ZM197 232H199V231H197ZM200 232H201V231H200ZM200 232H199V233H200ZM206 232H207V230H206ZM4 233H5V232H4ZM10 233H11V232H10ZM12 233H13V232H12ZM23 233H24V232H23ZM30 233H31V232H30ZM34 233H35V231H34ZM66 233H67V232H66ZM81 233H83V232H81ZM92 233H93V232H92ZM95 233H94V234H95ZM135 233H136V232H135ZM135 233H134V234H135ZM185 233H186V232H185ZM187 233H188V232H187ZM191 233H192V231H191ZM191 233H190V234H191ZM13 234H14V233H13ZM18 234H19V233H18ZM25 234H26V233H25ZM32 234H33V233H32ZM67 234H68V233H67ZM75 234H77V233L75 232ZM79 234H78V235H79ZM111 234H113V233H111ZM120 234H122V233H120ZM123 234H124V233H123ZM136 234H137V233H136ZM136 234H135V235H136ZM194 234H196V233H194ZM202 234H203V233H202ZM3 235H4V234H3ZM28 235H29V234H28ZM64 235H65V234H64ZM71 235H72V234H71ZM82 235H87L86 237L83 236V237H85V238H87V237H91V236L89 235V232H88L87 234H85V232H84V234H82ZM88 235H89V236H88ZM109 235H110V233H109ZM180 235H181V234H180ZM199 235H200V234H199ZM199 235H198V236H199ZM12 236H13V235H12ZM29 236H31V235H29ZM38 236H40V235H38ZM48 236H50V235H48ZM66 236H67V235H66ZM69 236H70V235H69ZM72 236H73V235H72ZM80 236H81V234H80ZM97 236H98V235H97ZM133 236H134V235H133ZM162 236H163V235H162ZM14 237H15V235H14ZM14 237H11V238H14ZM16 237H17V236H16ZM16 237H15V238H16ZM45 237H46V236H45ZM75 237H76V236H75ZM117 237H118V236H117ZM128 237H129V235H128ZM156 237H158V236H156ZM163 237H164V236H163ZM169 237H170V236H169ZM186 237H187V236H186ZM186 237H185V238H186ZM9 238H10V237H9ZM9 238H8V240H9ZM18 238H19V237H18ZM42 238H43V237H42ZM49 238H50V237H49ZM67 238H68V237H67ZM77 238H78V237H77ZM81 238H82V237H81ZM160 238H161V237H160ZM179 238H181V237H179ZM225 238H226V236H225ZM229 238H230V237H229ZM258 238H259V237H258ZM30 239H31V238H30ZM40 239H41V238H40ZM72 239H73V237L71 238V240H72ZM79 239H80V238H79ZM82 239H84V238H82ZM90 239H91V238H90ZM114 239H117V238H114ZM132 239H133V238H132ZM167 239H168V238H167ZM13 240H14V239H13ZM16 240H17V239H16ZM47 240H49V239H47ZM87 240H89V239H87ZM87 240H86V241H87ZM128 240H129V239H128ZM207 240H206V241H207ZM225 240H226V239H225ZM6 241H7V240H6ZM20 241H21V239L19 240V242H20ZM24 241H25V240H24ZM73 241H74V239H73ZM83 241H85V240H83ZM90 241H91V240H90ZM113 241H114V240H113ZM129 241H130V240H129ZM161 241H162V240H161ZM223 241H224V240H223ZM233 241H234V240H233ZM233 241H232V242H233ZM1 242H2V241H1ZM15 242H16V241H15ZM15 242H13V243H15ZM22 242H23V240H22ZM30 242H31V241H30ZM67 242H68V241H67ZM71 242H72V241H71ZM75 242L77 243L78 241L76 240ZM150 242H152V241H150ZM159 242H160V241H159ZM178 242H179V241H178ZM180 242H181V241H180ZM191 242H192V241H191ZM202 242L204 243V242H205V239H204ZM232 242H231V243H232ZM6 243H7V242H6ZM79 243H83V242L80 241ZM114 243H115V241H114ZM206 243L209 244V242H206ZM206 243H205V244H206ZM229 243H230V241H229ZM229 243H228V245H229ZM262 243H264V242H262ZM262 243H261V244H262ZM2 244H3V242H2ZM4 244H5V243H4ZM71 244H73V242H72ZM83 244H85V242H84ZM160 244H161V243H160ZM179 244H180V243H179ZM179 244L177 243V245H179ZM182 244H183V243H182ZM187 244H188V243H187ZM261 244H260V245H261ZM9 245H11V243H10ZM13 245L16 246L15 244H13ZM68 245H69V244H68ZM76 245H78V244H76ZM155 245H156V244H155ZM177 245H176V246H177ZM200 245H201V244H200ZM211 245L213 246V244H211ZM231 245H232V244H231ZM2 246H3V245H2ZM5 246H6V245H5ZM28 246H31V245H28ZM28 246H27V247H28ZM69 246H70V245H69ZM114 246H115V245H114ZM116 246H117V245H116ZM122 246H123V245H122ZM126 246H127V245H126ZM165 246H167V245H165ZM165 246H164V248H163L164 250H165ZM174 246H175V245H174ZM176 246H175V247H176ZM181 246H182V245H181ZM188 246H189V245H188ZM201 246H202V245H201ZM206 246H207V245H206ZM208 246H209V245H208ZM218 246H219V245H218ZM232 246H233V245H232ZM3 247H4V246H3ZM17 247H18V245H17ZM62 247H63V246H62ZM119 247H120V246H119ZM156 247H157V246H156ZM184 247H185V246H184ZM214 247H215V245L213 246V248H214ZM223 247H224V246H223ZM226 247H227V246H226ZM262 247H263V246H262ZM22 248L24 249L25 247L23 246ZM81 248H82V246H81ZM150 248H152V247H150ZM187 248H188V247H187ZM201 248H204V246L201 247ZM201 248H200V249H201ZM216 248H217V246H216ZM0 249H1V248H0ZM2 249H3V248H2ZM5 249H6V248H5ZM11 249H12V248H11ZM29 249H30V247H29ZM59 249H60V248H59ZM73 249H74V248H73ZM75 249H76V248H75ZM79 249H80V248H78V250H79ZM85 249H86V248H85ZM112 249H113V248H112ZM170 249H171V248H170ZM174 249H175V248H174ZM174 249H173V250H174ZM179 249H180V248H179ZM184 249H185V248H184ZM200 249H198V250H200ZM13 250H14V249H13ZM15 250H17V249H15ZM15 250H14V251H15ZM68 250H71V249L68 248ZM81 250H82V249H81ZM124 250H125V249H124ZM126 250H127V249H126ZM128 250L130 251V248H129ZM148 250H149V249H148ZM154 250H155V249H154ZM171 250H172V249H171ZM185 250H186V249H185ZM206 250H208V249H206ZM216 250H217V249H216ZM216 250H215V252H216ZM0 251H2V250H0ZM5 251H6V250H5ZM60 251H61V250H60ZM64 251H65V250H64ZM114 251H115V250H114ZM131 251H133V250H131ZM155 251H156V250H155ZM155 251H154V252H155ZM157 251H158V250H157ZM160 251H161V250H160ZM175 251H176V250H175ZM177 251H179V250H177ZM212 251H213V250H212ZM55 252H57V251H55ZM70 252H71V251H70ZM146 252H147V251H146ZM149 252H150V251H149ZM168 252H169V251H168ZM172 252H173V251H172ZM179 252H180V251H179ZM200 252H201V251H200ZM205 252H206V251H205ZM4 253H5V252H4ZM15 253H16V252H15ZM15 253H14V254H15ZM17 253H18V252H17ZM20 253H21V251H20ZM27 253H28V252H27ZM66 253H67V251H65V254H66ZM141 253H142V252H141ZM155 253H156V252H155ZM201 253H202V252H201ZM203 253H204V252H203ZM212 253H213V252H212ZM2 254H3V253H2ZM59 254H60V253H59ZM61 254L63 255V253H61ZM61 254H60V255H61ZM65 254H64V255H65ZM73 254H74V253H72V255H73ZM85 254H86V253H85ZM123 254H124V252H123ZM149 254H150V253H149ZM170 254H172V253H170ZM176 254H177V253H176ZM182 254H183V253H182ZM218 254H219V253H218ZM11 255H12V254H11ZM16 255H18V254H16ZM50 255H51V254H50ZM86 255H87V254H86ZM141 255H142V254H141ZM144 255H146V254L144 253ZM5 256H6V255H5ZM9 256H10V255H9ZM19 256H21V254H20ZM22 256H23V255H22ZM53 256H55V255H53ZM68 256H69V255H68ZM70 256H71V255H70ZM76 256H78V255H76ZM83 256H84V255H83ZM123 256H124V255H123ZM146 256H147V255H146ZM179 256H180V255H179ZM181 256H182V255H181ZM197 256H198V255H197ZM197 256H196V257H197ZM1 257H2V256H1ZM23 257H24V256H23ZM55 257H56V256H55ZM71 257H73V256H71ZM71 257H70V258H71ZM84 257H85V256H84ZM131 257L133 258V256H131ZM151 257H153V256H151ZM217 257H218V256H217ZM4 258H5V257H4ZM67 258H68V257H67ZM88 258H89V257H88ZM153 258H154V257H153ZM227 258H228V257H227ZM21 259H22V258H21ZM26 259H27V256H26ZM26 259H25L24 261H26ZM74 259H75V260H74L73 262H70V263H72V264H83V262H84V260H85V259H84L83 257H81V256L78 257V258L76 257V258H74ZM130 259H131V258H130ZM133 259H134V258H133ZM133 259H132V260H133ZM150 259H151V258H150ZM181 259H182V258H181ZM184 259H185V258H184ZM64 260H65V259H64ZM124 260H125V259H124ZM132 260H131V261H132ZM151 260H152V259H151ZM220 260H221V259H220ZM6 261H7V260H6ZM15 261H16V260H15ZM21 261H22V260H21ZM59 261H60V260H59ZM65 261H66V260H65ZM71 261H72V260H71ZM85 261H86V260H85ZM136 261H138V260H136ZM140 261H141V260H140ZM140 261H139V262H140ZM142 261H143V260H142ZM142 261H141V262H142ZM4 262H5V260H4ZM60 262H61V261H60ZM92 262H93V261H92ZM92 262H91V263H92ZM129 262H130V260H129ZM141 262H140V263H141ZM149 262H150V261H149ZM149 262H148V263H149ZM2 263H3V262H2ZM14 263H15V262H14ZM214 263H215V262H214ZM217 263H218V262H217ZM223 263H224V262H223ZM223 263H222V264H223ZM59 264H60V263H59ZM62 264H63V263H62ZM125 264H126V263H125ZM128 264H129V263H128ZM137 264H138V263H137ZM225 264H226V262H225ZM228 264H230V262H229Z\"/></svg>","mask_w":264,"mask_h":264}]
</instances>
